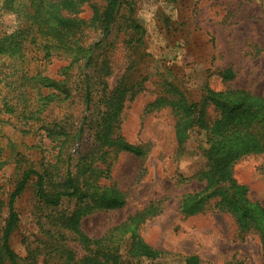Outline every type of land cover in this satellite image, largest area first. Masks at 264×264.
Returning <instances> with one entry per match:
<instances>
[{
  "label": "rangeland",
  "instance_id": "1",
  "mask_svg": "<svg viewBox=\"0 0 264 264\" xmlns=\"http://www.w3.org/2000/svg\"><path fill=\"white\" fill-rule=\"evenodd\" d=\"M130 1L132 17L144 33L131 29L128 9L122 7L106 32L99 24L83 28L80 44L91 47L88 67L79 56L72 61L61 52L46 60L43 74L63 81L67 95L13 78V59L0 63V76L17 80L12 100L17 110L24 100L42 109L33 119L18 111L0 114V237L9 195L22 171L48 165L59 188L70 170L78 180L123 196L122 207L93 210L81 217L79 228L94 239L119 229L120 254L128 264H185V257L193 255L201 264H264L258 234H239L234 218L216 205L217 198L206 201L200 212L182 213V200L206 186L200 176L206 168L204 131L195 128L178 145V116L169 105L179 99L196 103L205 87L244 89L264 98V0ZM106 3L88 0L77 17L88 23L93 7L100 13ZM20 26L14 11L0 9V34ZM225 69L234 73L229 81L218 74ZM85 80L91 93L88 107ZM120 82L136 85L137 92L127 96L117 132L143 148L140 157L99 150L93 142L102 97ZM47 95L42 106L41 97ZM206 111L213 120V107ZM232 172L247 187L248 198L264 207V154L239 159ZM34 181L14 203L19 222L9 245L20 264H28V252L35 249L36 264H73L86 248L58 221L59 215L73 212L76 200L64 198L58 207H48L38 199ZM130 220L136 222L137 238L164 255L146 259L127 254L132 230L124 232L122 226Z\"/></svg>",
  "mask_w": 264,
  "mask_h": 264
},
{
  "label": "trees",
  "instance_id": "2",
  "mask_svg": "<svg viewBox=\"0 0 264 264\" xmlns=\"http://www.w3.org/2000/svg\"><path fill=\"white\" fill-rule=\"evenodd\" d=\"M87 1L0 0V9L14 11L21 18V26L15 31L0 34L2 66L7 59H13V63L9 62L13 66V78L20 77L25 83L32 82L41 88L61 91L67 95L63 81L43 74L45 62L52 55L61 52L69 55L72 61H76V56H79L80 60H84V66L88 67L91 47L85 48L80 44L81 32L85 26L99 24L106 32L122 7H126L131 29L140 35L144 33V29L132 17L133 4L130 0H107L106 7L100 13L93 7V15L88 23L77 17L80 6ZM218 74L225 81L234 77L231 69L219 71ZM13 78L0 76V114L18 111L29 119L36 116L39 118L42 109H33L29 100H24L23 107L19 106L17 110V104L12 101L17 90V80ZM135 92L136 85L120 82L102 97L103 109L98 111L93 123V142L99 150L116 154L124 152L137 157L144 155L143 148L128 143L117 132L124 102L129 94L132 96ZM25 96L27 97L26 93ZM48 96L41 97L45 102L42 106L47 104ZM83 101L87 107L90 105L91 93L87 80ZM169 105L178 116L175 125L178 145L183 144L195 128L204 131L205 147L201 152L206 168L200 176L206 181V186L202 192L182 200V213L191 215L200 212L206 201L217 198L216 205L234 218L239 234L251 230L258 234L261 257L264 260V207L248 198L247 187L238 183L232 172L239 159L250 154H264V98L254 96L244 89L214 91L205 87V96H201L198 102L188 104L184 99H179L170 101ZM210 105L216 112L213 120L210 116L207 118L206 109ZM52 173L53 169L48 165L41 170L27 168L22 171L7 202V218L0 237V264L5 261L20 264L9 245L10 237L19 222L14 203L33 178L36 195L44 205L56 208L64 198L76 200L73 212L66 216L59 215L58 221L64 228L71 230L86 248L85 255L73 264H128L120 254L119 229L101 239H94L87 237L79 228L81 217L93 210L122 207L123 196L111 188L91 185L84 179L78 180L70 170L65 173L63 184L59 188L52 180ZM135 225L136 222L130 220L122 226L124 232L128 228L132 230L127 254L146 259L164 255L137 238L133 231ZM27 257L28 264H36V249L30 250ZM185 264H201V261L197 256H187Z\"/></svg>",
  "mask_w": 264,
  "mask_h": 264
}]
</instances>
